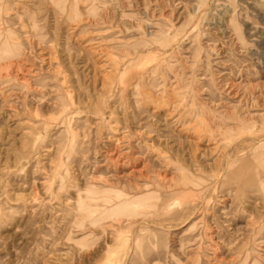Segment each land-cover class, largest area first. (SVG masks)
Segmentation results:
<instances>
[{
  "label": "rangeland",
  "instance_id": "rangeland-1",
  "mask_svg": "<svg viewBox=\"0 0 264 264\" xmlns=\"http://www.w3.org/2000/svg\"><path fill=\"white\" fill-rule=\"evenodd\" d=\"M0 264H264V0H0Z\"/></svg>",
  "mask_w": 264,
  "mask_h": 264
},
{
  "label": "bare ground",
  "instance_id": "bare-ground-1",
  "mask_svg": "<svg viewBox=\"0 0 264 264\" xmlns=\"http://www.w3.org/2000/svg\"><path fill=\"white\" fill-rule=\"evenodd\" d=\"M239 119H240V118H239ZM239 119H238V120H239ZM235 120L237 121V119H235ZM241 120H243V119H241ZM251 121H252V120H251ZM240 122H241V121H240ZM243 123H244V120H243ZM240 125H241V124H240ZM243 125H244V124H243ZM245 125H247V124H245ZM250 127H251V126H250ZM250 127H249V128H250ZM245 128H246V126H245ZM222 130H223V129H222Z\"/></svg>",
  "mask_w": 264,
  "mask_h": 264
}]
</instances>
